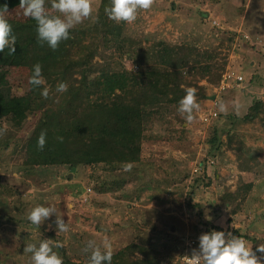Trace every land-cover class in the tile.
<instances>
[{
	"label": "rangeland",
	"instance_id": "374dc122",
	"mask_svg": "<svg viewBox=\"0 0 264 264\" xmlns=\"http://www.w3.org/2000/svg\"><path fill=\"white\" fill-rule=\"evenodd\" d=\"M103 2L92 0L93 14L80 24L94 19ZM45 7L50 9V0ZM22 11L18 6L4 15L33 21ZM118 23L146 46L163 41L208 50L215 65L224 64V72L235 69L245 83L217 95L219 84L201 80L217 104L196 98L200 108L191 122L174 105L157 114L146 130L141 162L129 171L112 174L103 166H86L72 172L66 166L25 168V142L39 115L29 110L30 72L0 68V106L26 111L28 117L21 126L3 121L0 134V264H31L24 248L40 239L62 243L54 250L75 264H87L83 249L90 239L101 244L107 238L113 255L122 252L130 263L142 264H183L188 238L210 230L240 236L253 251L264 243V124L246 121L249 108L264 101V0H153L149 9L138 10L135 21ZM123 63L131 68L128 59ZM178 91L167 93V100H178ZM220 103L225 113L219 112ZM211 110L218 116L204 123ZM218 120L225 133L233 130L237 136L228 146L224 133L225 144L213 157L207 139ZM240 149L249 151L251 160L237 159ZM208 158L215 165L193 175L195 163ZM199 176L206 179L191 198V182ZM247 185L245 198L235 200L234 193H244ZM37 204L54 206L68 230L56 232L54 216L40 228L32 225L26 216Z\"/></svg>",
	"mask_w": 264,
	"mask_h": 264
},
{
	"label": "trees",
	"instance_id": "16d2710c",
	"mask_svg": "<svg viewBox=\"0 0 264 264\" xmlns=\"http://www.w3.org/2000/svg\"><path fill=\"white\" fill-rule=\"evenodd\" d=\"M109 2L104 0L94 19L71 29L69 38L55 50L37 41L35 22L7 19L16 37V50L11 55L7 49L0 54V68L26 67L31 76L33 65L39 63L44 80L39 87L27 85L29 110L39 115L25 142L26 169L66 166L76 172L81 167L103 166L113 174L126 164L137 165L153 118L172 105L178 107L187 88L195 87L199 100L215 98L207 93V87L199 85L206 79L217 86L225 70L224 64H214L212 52L196 45L163 41L146 46L142 40L130 38L123 24L106 16L104 9ZM5 3L10 11L18 7L19 0H0V5ZM124 59L129 60L131 68L124 65ZM59 82L67 84V91H56ZM42 88L48 89L47 98L41 95ZM176 90L180 98L168 101L167 93ZM27 118L26 111L0 106V129L5 120L21 126ZM256 120L264 124V101L255 102L246 115L247 122ZM220 123L218 120L214 124L207 139L213 157L225 144ZM42 131L46 143L43 150H38L36 141ZM225 134L229 146L237 134L233 130ZM240 151L237 159L251 160L249 151ZM201 176L191 182V198L206 179ZM250 188L247 185L242 194L238 189L235 200L242 201ZM100 190L106 189L102 186ZM123 256L122 252L113 255L112 264H142L130 263ZM63 264L75 263L65 259Z\"/></svg>",
	"mask_w": 264,
	"mask_h": 264
},
{
	"label": "clouds",
	"instance_id": "9594fccd",
	"mask_svg": "<svg viewBox=\"0 0 264 264\" xmlns=\"http://www.w3.org/2000/svg\"><path fill=\"white\" fill-rule=\"evenodd\" d=\"M46 0H19V8L24 17L35 21L37 41L50 49L55 50L59 43L67 40L70 30L83 22L93 14L92 0H50V9L45 7ZM153 4V0H110L104 11L106 16L116 22L131 23L136 20L138 10H147ZM8 12L7 4L0 5V54L8 50V54L15 53L16 37L13 34L12 25L8 22L4 13ZM29 83L39 87L44 83L41 65H33ZM56 91H67V84L59 82ZM41 95L48 96V89L42 88ZM200 104L196 99V90L187 88L185 95L179 100L177 111L184 116L186 122L193 120L194 111H198ZM219 112L225 113L226 107L219 104ZM3 129H0L2 134ZM42 131L37 137L36 147L43 150L46 139ZM62 141V137H57ZM132 165L126 164L125 171H129ZM54 216L56 232H66L68 224L61 215H57L54 206L37 204L28 211L26 219L40 228L50 217ZM211 219L210 217H206ZM63 247L62 243H51V239H40L38 243H29L24 251L31 253V264H63V258L54 248ZM83 251L88 253L87 264H112L113 251L110 242L105 238L101 244L95 240H88ZM257 253L264 257V243L258 244L255 251L244 238L233 235L224 230H210L201 233L198 237V247L190 256H186L187 264H261Z\"/></svg>",
	"mask_w": 264,
	"mask_h": 264
},
{
	"label": "built area",
	"instance_id": "2783aa9c",
	"mask_svg": "<svg viewBox=\"0 0 264 264\" xmlns=\"http://www.w3.org/2000/svg\"><path fill=\"white\" fill-rule=\"evenodd\" d=\"M214 24L218 25L216 21H214ZM244 83H245V78L235 69L230 67V69L224 72L222 79L219 85L214 89V92L217 95H219V94H223L228 90L239 89V88L241 89ZM217 116H218L217 112L211 110L208 114L204 115L202 120L204 123H210ZM212 165H215V160L213 158L212 159L208 158L207 160H205V162L197 161L194 165L193 175L199 173L203 168L207 169ZM197 247H198V239L188 238L186 243V250L182 257L183 264H187L186 256H190L192 251L194 249H197Z\"/></svg>",
	"mask_w": 264,
	"mask_h": 264
},
{
	"label": "crops",
	"instance_id": "0c3cea01",
	"mask_svg": "<svg viewBox=\"0 0 264 264\" xmlns=\"http://www.w3.org/2000/svg\"><path fill=\"white\" fill-rule=\"evenodd\" d=\"M209 102L213 103L214 105L217 104V101L214 100L213 101L209 100Z\"/></svg>",
	"mask_w": 264,
	"mask_h": 264
}]
</instances>
